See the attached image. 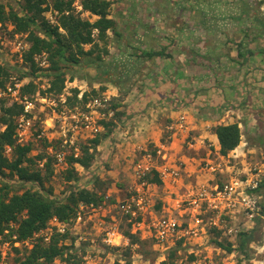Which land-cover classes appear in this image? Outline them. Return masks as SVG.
Instances as JSON below:
<instances>
[{
	"label": "rangeland",
	"instance_id": "obj_1",
	"mask_svg": "<svg viewBox=\"0 0 264 264\" xmlns=\"http://www.w3.org/2000/svg\"><path fill=\"white\" fill-rule=\"evenodd\" d=\"M3 2H7L5 0H0ZM112 5L110 8L111 15L117 22V30L121 31V36H114L111 32L109 33V40H108V51L109 53L104 54L102 52L103 56V62H101V66L99 68H96L94 65H83V64H75L71 65L69 68H67V75L64 82V87L62 92H66L68 96H71L73 94V89L77 88L78 93L80 92H87L89 95L88 97H92L91 95H94L93 90L97 92L98 95L107 94L110 96V103L112 98L122 101L125 99V97H128V100H132L136 95L135 90L137 89H145L149 87H154L157 85L163 86L166 84V82L169 83L172 82V86L175 85L177 87L178 91L180 92L179 95L176 97V99H182L181 102L184 103V107L188 111L189 120L186 119L185 122H200L201 119L212 118L215 116V114L219 113V108L217 111L213 110L211 108L210 104H207L206 107H202L201 110L199 107L200 101L206 100L208 92L205 91L206 85L202 79L198 81V77H200L202 74L199 72V75L195 74V77L192 76L194 73L192 70L188 71L180 69L179 72H164L165 70H168V59L163 60V58L156 57L155 59L151 60H144L143 58L137 57L136 54H139V51L141 49H148V48H159L167 44H175L176 42H173V39L175 38L173 35L174 28L176 30L179 29L180 26L179 23L184 27L188 28L187 33L185 36L189 35V40H195V41H201V43H204L205 46L203 47H195V44H192V48H198L200 50H208L210 49V46L212 45L209 41V39L206 38L205 35L201 36L200 39H196L199 37L197 36L194 31L193 27L199 22L200 17V23L201 22H211L209 18L213 19V16L221 17L224 19V21H227L228 19L237 24V26L244 25V29L239 30L237 29V32L228 34H221L223 37V40L226 38H230V40L237 39L240 36H243L246 32L247 34H250L251 37H255L251 40V47L256 48L260 47L262 43H264V0H111ZM14 8H18V2L16 0H10ZM194 3H197L196 5ZM74 4L76 5V11L77 5L80 6L79 1H75ZM182 6V8H180ZM197 6V7H196ZM6 8H9V5H6ZM125 8H128L129 11L135 12L137 15V18L146 19L143 14L150 10L149 14L153 16V18H157L158 21L165 22V24H169L170 30H167L169 28H166V30L169 32L167 36L171 35V42H169V38H165L167 32L162 29V34L160 30H157V34H159L160 39H149L148 42H146L143 37L145 38L146 35L145 31L143 32V35L138 32H132L130 29V24L125 26L123 22H125V17H129L130 15H122L121 12ZM225 9V10H223ZM239 10L243 13L241 16H237ZM51 9L46 10L44 12V16L46 18H53L54 22H56V14L52 15L50 13ZM80 11V10H79ZM148 13L145 15H149ZM81 16L83 18H88L91 21L95 19V15H90L88 12L83 11L81 13ZM133 15L129 21L130 23L133 21ZM234 19V20H233ZM221 20H219L220 22ZM139 21H137V30L140 32V28H142L145 24H138ZM159 25V23H156ZM12 26L7 25V28L10 29ZM155 29L156 27L154 25ZM6 28V30H7ZM6 30H3L0 28V59L2 62H5L9 67L12 65L19 64V53L15 51L13 44V39L9 38L6 35ZM2 31V32H1ZM242 31V32H241ZM133 33V36H132ZM178 33H180L178 31ZM26 35L23 34V37ZM139 39V40H138ZM176 39H178L176 37ZM186 39V38H185ZM180 41H184V39H180ZM164 44V45H163ZM171 45V46H172ZM180 45V46H177ZM175 47H170L171 52L174 54V58L171 60V67L173 66H181L180 65V57L179 52L182 48L181 44H177ZM226 46V45H225ZM84 47L87 49L90 47V44L84 45ZM206 49H203V48ZM230 47H225L224 53L226 55L229 54ZM173 49V50H172ZM207 52V51H205ZM204 52V53H205ZM96 53V52H95ZM94 53V55H95ZM199 59V58H198ZM23 61V60H22ZM166 64H164V63ZM22 63V62H21ZM227 64V63H226ZM27 67V66H26ZM16 68V67H14ZM13 67L10 68V72H12L13 76H18L20 73V70L18 68L14 69ZM102 69L106 70L105 72L101 71ZM166 68V69H165ZM241 65H234L227 67L226 70L224 69V72L222 73L224 76V79L226 80H234L236 77H234V74H237L235 72L241 73ZM257 68V67H255ZM210 69V73L212 74V69L210 67L206 68ZM27 70L28 67H27ZM258 73V71H256ZM209 73V74H210ZM96 74H100L99 77H95ZM188 74V75H187ZM185 75V76H184ZM232 75V76H231ZM192 78V79H191ZM197 78V80H196ZM34 84H35V91H40L41 93H46V89L49 86V77L48 76H41L40 78L34 77ZM208 83L211 85L212 81L214 86L217 88L215 84L219 85V82L226 84L223 79L222 81H219L218 79H213L210 76L207 79ZM6 85L11 84L12 80L10 77L5 80ZM203 84H205L203 86ZM170 85V84H169ZM171 86V85H170ZM212 87V86H211ZM221 86L220 88H222ZM255 87V85L252 86V88ZM135 89V90H134ZM134 90V91H133ZM20 93H22L20 91ZM48 93V92H47ZM28 94V93H27ZM78 95V94H77ZM129 95V96H127ZM258 97V96H257ZM77 98H79L77 96ZM88 98V99H89ZM202 98V99H201ZM212 98V95H210V99ZM7 102L9 103V99H7ZM177 101V105H178ZM68 106L73 109H82L83 104H80L78 102L74 104H71V102H67ZM73 105V106H72ZM260 107H263L264 104L259 105ZM201 107V106H200ZM112 108V107H111ZM60 109V107L58 108ZM113 109V108H112ZM50 109L48 106H43V109L40 111V108H36V113L39 114L41 118H44L48 113ZM114 111V110H113ZM253 111L252 115H247L243 117V115H235V118L240 121L241 126L240 129L242 131L241 136V148H245L246 146L250 147L249 151H245L246 153V161H252L253 162H260L264 161V143H260L258 141V136L261 134H264V111L260 112ZM224 112H221L223 114ZM256 114H260V116H263L262 121L260 122V118L256 116ZM114 115V114H113ZM112 115V116H113ZM109 116L108 118L103 117H95L94 116V125L98 128V131L95 132L94 136L101 135L106 131L105 123L109 121V119L112 117ZM206 118V119H207ZM214 119V118H213ZM216 119V118H215ZM254 119V126L253 127H245V124L247 122ZM39 122V121H38ZM170 122H176V119L171 120ZM252 122V121H251ZM120 123V122H118ZM38 126V125H37ZM4 125L0 126V131L3 130ZM117 128H115L112 132H110L108 135H106L105 138L101 140V142L96 145L95 149L93 148L89 149L90 152L94 151V157L91 160L88 167H83L82 165L76 163L74 164L75 170L77 172L76 180L77 182H74L75 185L80 182V184L83 187H87L90 189H94L98 191L101 194H106L108 196V200L106 201L107 204L110 202L114 203L118 199H124L126 196L132 191V188H135V185L137 183H140L139 179L137 178L136 174V164L140 161L142 158L143 153L145 152V149H152L155 144L151 142H145L143 144L144 147H136V143L133 142L128 145L127 148L122 150V153L119 152V145L117 143V139L115 138L117 133ZM175 132V142L170 144V148L167 150V160L166 163L168 164H178L182 163V169L181 171L182 176L180 179L183 180V183H178L182 186V189L179 190V192L176 193H170L171 186L167 183L166 180L165 183L163 182V185H159L157 187H145L144 192L150 198L152 204V208L157 211L158 214H161L163 205L165 207H170L175 214H178V207L177 206V200L182 198V191L184 190V185L187 182L185 177L188 176L184 172H191L190 167L187 166V163L181 158V155H188V156H195L197 154V150H201V147H196L197 140L195 137V130L187 129V131H184L182 134L180 132H177L176 129L172 130ZM59 132L58 126L55 127H49V129L45 130V133L51 138L50 142L46 137L42 140H35L33 139L31 142L32 149L29 152V155L31 157H34L38 154L45 153L46 155L49 154V151L47 150L48 145H52L53 147L58 148L60 143L55 141L57 140ZM93 137H86V138H80L77 140L78 147H79V155L81 154V145H83L87 139L93 138ZM171 137L170 130L163 129L161 133V141L164 143L169 144V140ZM172 138V137H171ZM116 142V143H114ZM189 142H193V146H189ZM240 145V143L238 144ZM47 146V147H46ZM66 150V148H65ZM67 155L68 151L66 150ZM83 153V152H82ZM124 156H123V155ZM67 155H66V164L63 165H55L52 161V167H53V173L44 184L46 188L52 189V196L53 197H60L62 196L63 190H65L68 186V181L65 178L66 170L68 168L67 164ZM50 156V155H49ZM123 156V157H122ZM45 157V156H44ZM43 159V158H42ZM38 160V159H36ZM41 160V159H40ZM160 162V160H157ZM194 164V161H192ZM189 165V164H188ZM37 166L38 162H37ZM238 166H241L240 161L238 162ZM189 167V168H188ZM44 168V165H43ZM185 175V176H184ZM20 180L15 175H10L9 169L5 168L4 173H0V188L3 186L4 183H7L9 185V193L11 192H20L23 190L24 186L19 182ZM194 182V181H193ZM78 186V185H77ZM179 195V196H178ZM117 197V199H116ZM168 197V198H166ZM92 220L86 221L84 224L82 223L81 228L79 229L82 236H84L86 239L81 240L80 242L90 241L88 238L90 235H97L96 232L97 223L102 219L105 222V225H110L116 223L119 230L121 231V226L124 227L123 216H121L120 212L112 205L110 204L109 207L104 211L95 212ZM205 221L206 217L204 216ZM93 225V228H92ZM95 226V227H94ZM72 236L76 235H69V238H72ZM88 236V237H87ZM2 238V236H0ZM68 238V239H69ZM141 240L145 241V244L143 247H139L136 252L142 255V259H138L136 256H132V254L125 255L123 251L120 252V250H109L108 248H103L100 246V242H98V239L95 240V245L97 250L93 251H87V253L90 254L92 258H97V260L102 263H113V264H132V260L135 262V264H161L163 260L167 263L177 262L179 260L183 262H189L191 261V255H193L194 259H204L206 256L215 255V251L212 249L214 246V243L212 242L213 239L217 238V232L210 230L207 233V237L202 239H199V241H187L186 245H182L180 243L176 244L175 246L169 248L165 251H159L155 250L152 246V242L148 238L140 237ZM38 238H35V241ZM2 240H0L1 242ZM64 242V241H63ZM70 244V240L65 241ZM74 242V241H73ZM203 242V243H201ZM74 244V243H73ZM81 243L80 245H82ZM75 247L72 250V252L76 253L79 257V260H76L77 258H73L72 262H68L69 264H88L84 262V259L82 257V252L84 248H87V244L82 245L79 249L81 252V255L78 253V247L79 243L74 245ZM138 247V246H137ZM193 249V251H190ZM19 251H16L14 248H12V255L11 256V263L17 264L15 258L20 257L23 253L24 246H21L18 248ZM173 250L174 254L173 257H170V252ZM111 251V252H110ZM70 252V251H69ZM110 252V255L108 256V253ZM72 253V254H73ZM122 253V257H121ZM235 254V261H239L240 257L237 254V252H234ZM164 258V259H162ZM119 259L122 260L123 263H120ZM140 260H142L140 262ZM170 260H172L170 262ZM94 261V260H93ZM229 261V260H228ZM248 263V260H244L242 264ZM174 264V263H172Z\"/></svg>",
	"mask_w": 264,
	"mask_h": 264
},
{
	"label": "built area",
	"instance_id": "obj_2",
	"mask_svg": "<svg viewBox=\"0 0 264 264\" xmlns=\"http://www.w3.org/2000/svg\"><path fill=\"white\" fill-rule=\"evenodd\" d=\"M77 7L81 10V6L77 5ZM50 13L56 14L52 10ZM48 20L54 22L53 18H48ZM20 36L21 34L14 35L12 46L19 53V62L21 63L23 52L29 44L24 37L20 38ZM34 60L39 68L38 73L47 71L50 63L45 52L34 55ZM40 77L38 76V78ZM10 78L11 84L5 85L4 88L0 87V100L9 99V102L22 105V112L15 119L16 143L19 145L29 144L33 139L42 140L45 137L50 142L51 138L45 133V130L58 126L59 132L55 141L60 143L59 147L46 146L49 151L48 156L50 155L54 159L55 165L66 164V150L74 157L79 155L77 140L93 137L98 131L99 127L94 125V116L108 118L114 114L110 96L107 94L90 97L83 104L82 109H73L67 104L68 94L66 92L58 94L41 93L40 91L31 94L20 93L23 85L30 81L34 83L33 76L28 75L20 79L10 76ZM82 93H78L79 98ZM45 105L49 107L50 111L44 118H41L35 111L37 107L41 111ZM59 107L60 109H58ZM185 121V115L181 114L168 130L178 129L184 132ZM204 143L208 148L212 147L210 142ZM188 144L190 147L194 145L193 142ZM169 148L170 144L161 141L157 145L155 144L152 149H145L135 168L140 183H137L134 189L132 188L130 195L128 194L126 198L107 204L108 196L105 194L99 205L79 203L75 214L67 221H61L55 216L51 217L46 226L34 232L30 238L18 240L13 236L11 239L2 240L0 242V264H12L10 256L12 248L24 246V248L30 249L35 238L49 242L53 233H68V237L62 240L64 244H68L65 241L71 239L69 238L70 234L76 235L73 243L78 244L81 240L86 239L79 230L81 224L92 220L95 212L101 210L105 212L110 204L130 224L132 233L150 239L153 248L161 252L178 243L186 245L190 240L196 241L202 238L204 240L210 230L217 232L220 239L231 242L234 247L238 234L254 230V239L248 244L250 253L248 260L251 264H264V161L252 163V161H246L245 154L241 160L235 153L230 155H216L215 153L214 159L199 162L200 173L203 172L209 176L194 180L192 183L187 182L184 185L182 198L177 200L178 214L173 213L165 206L162 207L163 212L158 214L152 208L151 200L144 192L145 187L153 186V183L146 181L145 176L147 173L152 174L155 170L162 182L167 180L172 184L178 181L181 177L182 163L173 165L166 163ZM9 152L10 147H7L6 153ZM46 158L47 155L41 160H36L39 167H43ZM239 161L241 166H238ZM96 232L101 236L104 244L114 246L120 252L128 245V238L119 230L115 222L105 225V222L100 219ZM212 247L215 255L206 256L204 259H192L189 262L179 260L174 264H237L234 254L237 251L227 252L220 246ZM136 248V244L131 245L132 256L142 259L141 254L136 252ZM69 251L72 252V250ZM83 259L89 264L88 256H84ZM119 261L123 263L121 259ZM49 264L69 263L62 260L61 257H55ZM101 264L113 263L104 262ZM132 264H135L133 260Z\"/></svg>",
	"mask_w": 264,
	"mask_h": 264
},
{
	"label": "trees",
	"instance_id": "obj_3",
	"mask_svg": "<svg viewBox=\"0 0 264 264\" xmlns=\"http://www.w3.org/2000/svg\"><path fill=\"white\" fill-rule=\"evenodd\" d=\"M5 1L7 2L0 1V28L3 31L6 30L7 25H11L10 29L7 28L6 35L13 39L15 34H21L20 38L25 34V40L29 44L23 52L22 63L11 67L20 70L16 76L19 79L28 75L34 77L48 76L50 79L46 91L51 94H58L63 91L67 68L71 65L86 64L99 68L103 62L102 52L104 54L109 53L108 40L110 36L108 32L117 37L122 34L121 31L117 30L116 20L110 16L111 0H16L18 8H14L10 0ZM75 1H79L80 11L75 10ZM196 2L198 3V0ZM6 5H9L8 9ZM49 9L56 12V22H50L44 16V12ZM83 11L95 15V19L91 21L88 18H83L81 16ZM243 13L245 12L241 14ZM244 35L249 36L247 33ZM86 44H90L87 49L84 47ZM1 45L0 42V47ZM171 45L167 44L156 49H141L136 55L146 61L156 57L173 59L174 54L170 50ZM235 45L238 58L244 57L245 59L246 56L255 55L258 51L264 53V48H258L257 51L256 49L245 48L247 43L242 39ZM42 52L47 54L50 65L46 72L38 73L39 68L34 60V55ZM11 67L0 59V87L2 88L6 85L5 80L13 76L10 72ZM192 67L190 70L193 71L192 77L194 78L195 74L197 77L199 71L195 66ZM101 71L106 73L105 69L101 68ZM99 75L96 74L95 77H99ZM34 91L35 84L32 81L21 87L22 93L31 94ZM73 91L71 96H67L68 101L74 105L76 102L85 104L89 98L87 92H83L81 98H77L79 90L74 88ZM93 93L92 97L98 95L95 90ZM174 98L176 96H173L172 100L170 97L171 101L168 100L167 102L169 106L171 105L170 108L178 109L184 106L183 102L179 105L175 104ZM123 100L112 98L111 107L114 110V115L105 123L106 131L103 134L87 139L81 145L80 150L83 153L81 152L80 155L75 157L72 154L67 155L68 168L65 178L69 183L67 188L63 190L62 196L58 198L53 197L52 189L46 188L44 184L53 173L52 161L54 159L47 155L44 168L37 166L36 159H42L46 154L41 153L31 157L29 155L32 149L31 143L24 145L16 143L15 119L22 112V105L16 102L8 103L6 99L0 100V126L4 125L3 130L0 131V173H4V169L8 168L10 175H15L24 186L20 192L11 193H9L7 183H4L0 188V236H2L0 240L11 239L13 236L18 240H25L32 237L34 232L44 228L53 216L61 221L70 219L75 214L79 203L101 204L104 194L94 189L75 185L74 182L77 181L74 180H76L77 172L74 164L78 163L83 167H88L94 157V151L90 152L89 149L93 148L94 150L96 145L116 128L118 122L132 116L133 113L125 108ZM212 130L217 136L219 153L222 155L228 154L240 143L242 131L237 122L217 123L212 127ZM257 139L259 144L264 143V134L258 136ZM7 147H10L9 153H6ZM145 179L149 183L162 184V180L155 170L152 174L147 173ZM122 222L124 227L121 226V232L129 241L122 251L125 255H129L131 254V245L136 244L138 246L136 250H138L139 247H143L145 241L130 231V224L125 221L124 217ZM253 232L254 230L249 233L238 234L234 247H232L231 242L220 239L218 233L217 238L212 241L227 252L237 251L238 255H242L237 264H241L250 257L248 244L254 239ZM66 237H68V233H53L49 242L38 238L30 249L24 248L22 255L16 257L15 260L17 264H49L55 257H61L66 262H72L74 257L79 260L75 252H69L75 236H72L70 244L63 243L62 240ZM105 246L111 250L116 249ZM14 249L19 251L18 248ZM173 254L174 252L171 250L170 257H173ZM190 257L194 259L193 255ZM161 264H166V261L163 260ZM246 264L251 263L248 260Z\"/></svg>",
	"mask_w": 264,
	"mask_h": 264
},
{
	"label": "crops",
	"instance_id": "obj_4",
	"mask_svg": "<svg viewBox=\"0 0 264 264\" xmlns=\"http://www.w3.org/2000/svg\"><path fill=\"white\" fill-rule=\"evenodd\" d=\"M197 7V6H196ZM184 10L182 6H180ZM225 10V9H223ZM150 10L147 11L146 13L143 14V16L146 19L142 18H137V15L133 11H129L128 8H125L122 10L121 14L122 15H130L133 17V21L130 23L129 19L131 18L130 16L125 17V22L123 24L125 26L130 24V29H135L132 30L134 33L135 31L138 33H141L143 35V32L145 31L146 37L143 39L148 42L149 39H160L159 34H157V30H160L162 34V29L165 31L166 28H169V24H165V22L158 21L157 18H153L149 14ZM149 14L145 16L146 14ZM241 11L239 10L237 16H241ZM211 22H201L200 23V17H199V22L193 27L194 33L199 37L196 39H200L201 36L205 35L207 39H209L210 43L212 44L210 46V49L208 50H200L196 48H192V44H195V47H203L205 46L204 43H201V41H195V40H189L190 36L186 35L188 28L184 27L183 24L180 26L178 30L174 28L175 31H173L174 39L173 42H176L173 44L171 47H175L177 44H181L182 48L180 49L179 54V59H180V65L181 66H173L171 67V60L168 59L169 65H168V70L164 72H181L180 69L183 68V70L190 71V67L195 66L201 76L198 77V81L202 79V81L207 83L205 91L208 92L207 94V99L200 101L199 107L201 110L203 109L202 107H206L207 104L211 105V108L215 111L218 110L220 111V114L217 113L215 114L214 117L210 118H205L201 119L200 122H185V131L187 129L195 130V137L197 140V145L196 147H201V150H197L196 157L195 156H188V155H181V158L187 163V166H189L188 170H191V172H184L186 175L185 179L188 183H192L194 180L197 179H202L206 178L209 175L205 174L203 172L200 173V167H199V162L202 160H207V159H214L215 153L216 155H220L219 153V144L217 140V136L212 130V127L215 126L217 123H222V124H227V123H233L237 122L239 127L241 126L240 121H238L235 118V115H243V117L247 115H252L251 113L253 111H264V106L260 107L259 105L264 104V53L258 51L255 53V55L252 56H246L245 59L244 57L238 58L236 56V42H239L241 39L245 40L247 43V46L245 48H251V49H256L259 50L258 48H264V43L261 44L260 47L252 48L251 47V40L253 39L250 34L249 36L246 37L245 35L240 36L239 38H235L233 40H230V38H225L223 40L222 35L223 34H228V37L230 34L237 32V29L240 28L239 30H242L244 28V25L237 26V24L231 22L229 19L227 21H224L221 17L213 16L212 18H209ZM219 20H221L219 22ZM234 20V19H233ZM137 21H139L138 24H145L142 28L137 30ZM156 23H159L157 25ZM154 25L158 27L155 29ZM167 30H170L167 29ZM166 30L167 34L165 38H169V42H171V35H168V31ZM172 31V30H170ZM178 31L180 33H178ZM242 32V31H241ZM132 33V36H133ZM246 33V32H244ZM222 34V35H221ZM176 37L178 39H176ZM166 38V39H167ZM186 38V39H185ZM180 39H184V41H180ZM139 40V39H138ZM164 45V44H163ZM230 47L231 49L229 50V54L226 55L224 53L225 47ZM180 46V45H177ZM203 49H206L205 47ZM173 50V49H172ZM207 51V52H205ZM205 52V53H204ZM199 58V59H198ZM165 60V59H163ZM164 63V62H163ZM227 63V64H226ZM166 64V63H164ZM234 65H241V73L238 71L235 72L237 74H234V77L237 76L234 80H226L223 78V72L224 69L226 70V65L227 67ZM210 67L212 69V74L210 73V69H206ZM257 67V68H255ZM193 68V67H192ZM195 68V69H196ZM166 69V68H165ZM184 70V72H185ZM194 70V69H193ZM197 71V72H198ZM258 71V73L256 72ZM193 72V71H192ZM196 72V73H197ZM199 72L197 73L199 75ZM210 73V74H209ZM225 73V72H224ZM188 75V74H187ZM185 76V75H184ZM212 77L213 79H218L219 81H223L226 84H223L219 82L218 84H215L217 88L214 86L213 81L212 84L210 85L207 81L208 77ZM232 76V75H231ZM227 77V76H224ZM197 80V79H196ZM170 81V80H169ZM166 82L163 86L157 85L154 87H149L145 89H137L135 90L136 95L132 100H128V97H125L123 100V103L125 104V108L128 109L130 112H132V116L128 117L116 126L117 128V133L115 138L117 139V143L119 145V152L122 153V150L128 147L129 144L135 142L136 147H144L143 144L145 142H151L154 144H158L161 142V133L163 129H168L170 128L175 122H170L171 120L177 119L181 114H184L186 119L189 120V115L188 111L186 108L179 107L178 109H172L169 106L168 100L173 99V96H178L179 91L175 85L172 86V82L169 83ZM205 83V84H206ZM171 86H170V85ZM203 84V86L205 85ZM255 85V87L252 88V86ZM212 86V87H211ZM223 86L222 88H220ZM133 90V91H134ZM210 95H212V98L210 99ZM129 96V95H127ZM258 96V97H257ZM202 99V98H201ZM170 100V101H171ZM181 98L176 99L174 98L175 104L177 101L179 102L178 105L181 103ZM221 112H224L221 114ZM256 112V113H257ZM247 114V115H246ZM258 118H260V122L262 121L263 116H260V114H256ZM214 118V119H213ZM216 118V119H215ZM252 121V122H251ZM251 121L247 122L245 124V127H253L255 124L254 119ZM177 132H180V134L183 133V131L178 130ZM171 137H170V142L169 144H172L175 142L176 137L175 132L170 131ZM210 142L212 145L211 148H208L207 145L204 143ZM243 143L240 141V145H237L233 150H231L227 155L230 154H238L239 159L243 160V155L245 151H249L250 147L245 145V148H241ZM171 146V145H170ZM245 150V151H244ZM123 155V154H122ZM124 156V155H123ZM122 156V157H123ZM194 161V164L193 162ZM76 164V163H75ZM189 164V165H188ZM184 168L182 169V171ZM183 173V172H182ZM181 173V176H182ZM185 176V175H184ZM181 178V177H180ZM178 179L177 182L168 184L171 186L170 191L172 193H178L180 189H182V186L179 185L178 183H183L182 179ZM187 182L185 184H187ZM165 183V182H164ZM170 183V182H167ZM153 183L152 187H157L159 185ZM184 184V183H183ZM78 187H83L80 182L77 183ZM163 185V182L162 184ZM179 196V195H178ZM168 198V197H166ZM117 199V197H116ZM164 206V205H163ZM170 211L173 212V210L168 207ZM174 213V212H173ZM95 227V226H94ZM93 228V225H92ZM97 231V228H96ZM100 235H90L88 238L90 241H85V242H79V247L78 253L81 255V252L79 251L80 247L82 245L87 244V248L83 250L82 252V257L88 256L89 257V264H101L97 258H92L87 251H93L97 250L96 245H95V240L98 239V242H100V246L103 248H107L102 240L101 237L99 238ZM126 237V236H125ZM72 241V238L70 239V243ZM199 241V239L196 240V242ZM214 243V241H212ZM83 243L82 245H80ZM203 243V242H201ZM76 244H73L72 247L69 249H73ZM108 246V245H107ZM214 246H219L214 243ZM110 248H113L114 246H109ZM110 250V249H109ZM111 252V251H110ZM110 252L108 253V256L110 255ZM94 260V261H93ZM104 263V262H102Z\"/></svg>",
	"mask_w": 264,
	"mask_h": 264
}]
</instances>
